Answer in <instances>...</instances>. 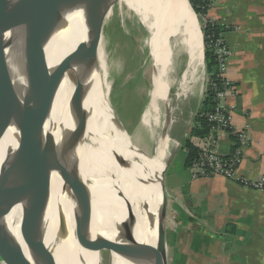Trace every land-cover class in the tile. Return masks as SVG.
I'll return each instance as SVG.
<instances>
[{"label": "bare ground", "instance_id": "1", "mask_svg": "<svg viewBox=\"0 0 264 264\" xmlns=\"http://www.w3.org/2000/svg\"><path fill=\"white\" fill-rule=\"evenodd\" d=\"M123 1L135 9L148 29L154 57L171 35L158 64L161 76L165 66L173 62L174 51L186 49L190 61L175 89V97L180 98L203 65L202 33L191 5L188 0ZM106 2L72 0L58 7L60 25L45 46L48 66L53 68L67 55L86 72L87 80L75 84L67 71L46 124L53 133L52 141L0 175V197L8 207L5 220L9 231L17 235L25 215L41 227L44 242L57 251L60 264H98L99 247L112 245L114 235L122 239V248H129L131 257L111 251L107 264H149L158 254L161 173L170 145L172 106L166 88L155 80L148 114L157 123L160 105L167 111L150 155L136 148L122 129L120 134L106 121L103 108L111 106L93 54L98 16ZM38 51V44L26 30L5 16L0 24V89L8 94L2 101L6 133L0 141V167L17 145L14 124L37 87ZM82 181L88 184L87 211L79 202L84 194ZM127 235L136 243L126 240Z\"/></svg>", "mask_w": 264, "mask_h": 264}, {"label": "crops", "instance_id": "2", "mask_svg": "<svg viewBox=\"0 0 264 264\" xmlns=\"http://www.w3.org/2000/svg\"><path fill=\"white\" fill-rule=\"evenodd\" d=\"M206 17L224 28L222 38L230 49L224 75L232 91L223 105L234 130L247 137L235 175L264 178V0H212ZM186 66L187 60L178 63L179 82ZM207 74L188 81L168 128L167 264H264V191L220 176L193 177L185 166L183 143L201 109ZM232 146L227 132L216 144L222 155L230 153Z\"/></svg>", "mask_w": 264, "mask_h": 264}, {"label": "water", "instance_id": "3", "mask_svg": "<svg viewBox=\"0 0 264 264\" xmlns=\"http://www.w3.org/2000/svg\"><path fill=\"white\" fill-rule=\"evenodd\" d=\"M70 1L72 0H0V24L5 16H9L18 25L23 27L39 46L37 57L39 78L37 87L29 105L19 115L14 124L18 132L17 145L3 161L0 167V175L18 167L28 157L52 141L53 133L46 128V124L52 113V106L56 92L67 71L69 69H73L75 71L79 80L78 85H80V81L87 80L86 72H84V70H82L78 65L70 61L67 55L61 57L53 68L48 66L46 60V43L50 37L57 32L60 25L58 7L61 4H67ZM102 12L98 16L94 46L97 41V33ZM170 38L171 35H168L166 40L163 41L164 44H160L158 47V57H154L149 49L150 57L153 60L152 62L155 64V68L152 69L151 87H154L155 80L161 82L160 84H162L167 90V97L169 100L170 82L173 77L172 72L174 70V62L171 61L169 62L171 65L169 64L168 66H165L166 71L162 73L163 76L160 75L158 64L164 54V47L170 45ZM202 47L204 48L203 39ZM93 54L96 58L94 47ZM189 61L190 59L188 57L187 66ZM187 66L185 72L187 70ZM7 94L8 92L6 90L0 89V141L6 133L2 118V101ZM103 109L106 121L114 127L115 131L122 134V127L118 122L112 107L105 106ZM61 146L65 148V143L63 142ZM166 166L167 159H165V166L161 173L162 186L158 206V225L156 228V249L158 254L153 258L152 263L146 260L149 264H160L162 261L167 264L164 242V219L166 206L164 173ZM68 184L71 186V183ZM87 185V182L82 181L84 194L81 200H79L85 211L90 208V202L86 197ZM7 213L8 207L0 202V264H60V258L58 257L57 251L44 242L41 227L36 225L35 222L24 215L22 216L18 226L17 235H14L9 231L5 222V215ZM127 239H132L133 244L136 243L135 239L129 235L126 236V240ZM110 240L112 241V245H104L102 247L109 248L110 252L117 251V253L126 257H131L129 248L121 247V238L114 235ZM102 247H99V249ZM139 256L143 257L141 253Z\"/></svg>", "mask_w": 264, "mask_h": 264}, {"label": "rangeland", "instance_id": "4", "mask_svg": "<svg viewBox=\"0 0 264 264\" xmlns=\"http://www.w3.org/2000/svg\"><path fill=\"white\" fill-rule=\"evenodd\" d=\"M196 18L201 29V23L198 17ZM148 37V29L142 24L133 7L127 5L123 0H107L101 15L97 41L94 46L97 65L99 70L101 69L102 88L122 127L121 129L130 138L133 145L146 155L152 154L155 148L157 135L161 133L160 121L164 119V115L166 116L165 109L167 111L164 104H161L159 108L160 120L157 123H154L148 114L153 67L152 58L149 54ZM174 52L175 67L173 68L169 91L172 121L177 115V103L181 99V97H175V89L179 83L177 77L179 74L178 63L187 60L186 49L181 47ZM68 71L70 79L78 84L79 80L75 71L73 69ZM201 71L202 73L207 71L205 60H203L202 69H199L196 76H200ZM204 86L205 81L202 90ZM173 165L168 169L166 176L171 173ZM0 202L5 204L1 197ZM109 253L111 254L107 247L99 249L98 264H107ZM116 259L118 260L117 257Z\"/></svg>", "mask_w": 264, "mask_h": 264}, {"label": "built area", "instance_id": "5", "mask_svg": "<svg viewBox=\"0 0 264 264\" xmlns=\"http://www.w3.org/2000/svg\"><path fill=\"white\" fill-rule=\"evenodd\" d=\"M207 47L213 52L217 59L218 67L215 75L219 77L222 82L221 86L217 87L207 74L203 93L205 94L209 88L212 89L214 93L212 101H214L215 104L210 110L202 112V114L205 115L207 120L211 123L210 135L202 145L198 159L195 160L188 169L193 177L220 176L226 179H234L239 185L245 188L264 191L263 177L248 179L235 175V168L241 159L240 147L247 142V137L243 132L234 130L231 125L228 110L223 105L225 97L232 91L231 83L224 75L230 49L226 42L223 41L222 35L220 34L217 37L209 36ZM226 132L230 135L237 136L239 146L233 153L222 155L217 150L216 144L221 135Z\"/></svg>", "mask_w": 264, "mask_h": 264}, {"label": "trees", "instance_id": "6", "mask_svg": "<svg viewBox=\"0 0 264 264\" xmlns=\"http://www.w3.org/2000/svg\"><path fill=\"white\" fill-rule=\"evenodd\" d=\"M193 11L201 23V29L203 33V55L205 60V66L210 79L215 83L217 87L221 86V79L217 77L216 70L218 67L217 59L208 47L209 36L217 37L222 35L224 28L217 23L211 21L206 17L207 10L212 0H188ZM99 59V58H98ZM101 70V69H100ZM214 96L213 90L208 89L201 101V109L194 116L193 124L190 129L188 137L183 143V147L186 149L185 166L189 167L199 157V152L202 145L205 143L206 138L210 135L211 123L207 120V117L202 114L207 110H210L215 102L212 101ZM233 146L230 153H233L239 146V141L236 135H231Z\"/></svg>", "mask_w": 264, "mask_h": 264}]
</instances>
